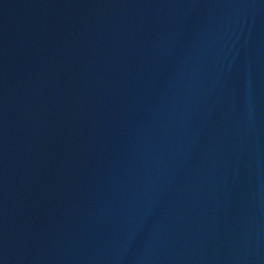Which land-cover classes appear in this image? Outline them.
I'll return each mask as SVG.
<instances>
[{
  "label": "water",
  "instance_id": "1",
  "mask_svg": "<svg viewBox=\"0 0 264 264\" xmlns=\"http://www.w3.org/2000/svg\"><path fill=\"white\" fill-rule=\"evenodd\" d=\"M0 264H264V0H0Z\"/></svg>",
  "mask_w": 264,
  "mask_h": 264
}]
</instances>
